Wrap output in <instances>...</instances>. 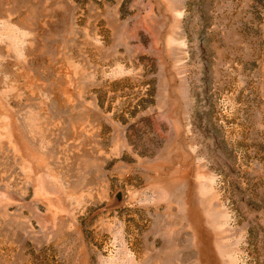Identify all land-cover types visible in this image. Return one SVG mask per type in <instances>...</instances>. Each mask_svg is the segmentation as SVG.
I'll list each match as a JSON object with an SVG mask.
<instances>
[{
  "label": "rangeland",
  "instance_id": "1",
  "mask_svg": "<svg viewBox=\"0 0 264 264\" xmlns=\"http://www.w3.org/2000/svg\"><path fill=\"white\" fill-rule=\"evenodd\" d=\"M0 264H264V0H0Z\"/></svg>",
  "mask_w": 264,
  "mask_h": 264
}]
</instances>
